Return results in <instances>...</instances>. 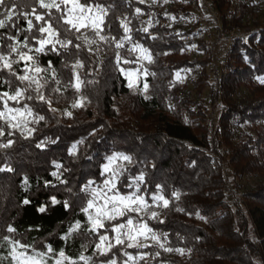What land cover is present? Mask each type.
<instances>
[{
	"label": "trees",
	"instance_id": "trees-1",
	"mask_svg": "<svg viewBox=\"0 0 264 264\" xmlns=\"http://www.w3.org/2000/svg\"><path fill=\"white\" fill-rule=\"evenodd\" d=\"M178 1L183 6L176 1L165 6L141 0H88V3L112 6L101 33L109 41H101L92 31L81 29L95 41L88 44L77 40L75 37L80 33L73 29V35L67 38L81 47H69L68 51L59 44L52 51V45L46 44L43 52H35L40 47L37 41L48 34L38 31L44 21H37L34 15L28 16L33 27L27 30L24 14L31 9L18 8L20 15L14 13L13 19L0 28V52L7 54L8 45L16 44L8 39L12 36L20 41L16 44L18 52L28 53V48L21 46L27 38L33 49L28 54L37 65L47 69L50 62L55 70V79L52 72L36 74L38 79L44 78L40 83L44 85L42 92L46 99L51 100L50 106L35 99V85L24 93V97L33 99L8 102L12 107L24 109L27 105L32 109V115L27 118L28 129H34L30 136L25 138L21 129L9 128L0 119L5 132L0 136V144L15 141L9 148H0V168L8 164L13 169L0 171V264H12L9 247L3 240L5 236L31 245L36 251H46V245H51L54 253L63 249L74 260L83 254L91 258V264H105L110 257L123 264L127 259L125 251L133 256L148 253L147 259L139 264H264V84L255 82L257 77L264 76V21L252 19L254 12L260 10L253 0H240L237 5L233 0H210L219 15L221 29L242 32L232 38L224 66L211 78L212 50L206 41L198 39L205 33L195 11L200 2ZM34 6L36 13L51 21L59 31L57 39H65L68 26L63 21L57 23L55 18L60 14L56 9ZM125 18L132 42L126 40L117 48L116 42L125 35L120 26V20ZM195 18L192 27H182L183 22ZM111 37L116 40L112 41ZM133 43L150 51L151 63H140ZM193 45L203 54L201 59L190 58L188 50ZM12 59H18L16 53ZM77 60L83 62V67L75 70L83 81L79 91L72 86L76 82L72 65ZM28 64L32 65V61ZM24 66L25 62L20 61L13 64V69L23 75ZM121 68L137 70L141 76L147 70L149 74L144 78L147 91L141 94L129 87ZM197 69V78L191 80L193 91L176 79L177 72ZM56 80L60 81L59 85ZM26 84L27 81L22 83L6 69L0 71V93L10 88L14 92ZM244 86L248 94L239 99ZM56 88L59 91H54ZM79 97L87 105L68 115V106ZM3 107L0 101V110ZM209 107H220L218 122H208ZM38 116L44 119L36 122ZM236 125H248L252 133L234 142ZM9 132L13 134L9 136ZM41 141L47 142L37 147ZM73 145H76L75 155L70 154ZM114 153L132 157L117 181L120 194L135 192L133 180L143 172L144 182H137L140 194L152 203L151 196L160 184L169 205L160 208L157 219L128 214L107 221L98 232L89 231L88 218L81 206L91 196L82 189L88 181H94L91 188L103 184L107 177L103 165ZM56 164L61 167L57 169ZM225 166L233 180L253 176L258 178V183L228 202L230 190ZM52 172H57L60 179L51 175ZM174 191L180 193L179 198L173 195ZM52 197L61 203L52 204ZM25 199L30 203L25 204ZM65 200L69 203L67 209L62 203ZM41 207L46 210L41 212ZM129 216L142 217L157 233H167L166 246L183 248L185 254L175 251L168 254L156 244H150L147 248L117 245L106 255H100L96 250L99 235L114 237L110 227L126 223ZM76 221L81 227L67 240L62 239ZM9 225L15 228L14 233L7 231ZM155 252L160 255L155 256ZM47 264H54L53 259L48 258Z\"/></svg>",
	"mask_w": 264,
	"mask_h": 264
},
{
	"label": "snow or ice",
	"instance_id": "snow-or-ice-1",
	"mask_svg": "<svg viewBox=\"0 0 264 264\" xmlns=\"http://www.w3.org/2000/svg\"><path fill=\"white\" fill-rule=\"evenodd\" d=\"M143 2V0H141ZM167 2V0H165ZM38 4L40 8L51 10L55 8L57 13L60 15L56 17L57 23L63 21L64 25L68 27L65 29L67 33L65 39H57L59 36V31L56 28H53L51 21H45V17L43 15L36 13V8L34 5ZM70 5V7H69ZM20 7H24L26 9H31L30 13H25V19H27L28 31H30L33 27L32 19H28L29 15H34L37 21H44L39 25L38 31L40 33H47V37L41 36V38L37 41L40 45L39 48L35 49L37 54L44 51V46L46 44H51L52 51H56V45L59 44L61 48H64L65 51H68L69 47H75L79 49L81 47L80 44H73L71 39H68L67 36L73 35L72 30H75V33H80L76 35L77 40H83L88 44L94 43V40H91L87 32H81V29H87L88 31H92L96 37H99L101 41L108 42L109 37L106 35H102L103 32L102 25L104 24V18L108 15L109 10L112 6L105 7L98 3H88V0L82 4L80 0H0V8L3 9L0 12V28H4L7 21H11L13 19V14L20 15L17 12V9ZM137 14H140V9H136ZM49 15H51L49 11ZM174 19V18H173ZM15 26V25H13ZM120 26L124 28L125 35L121 36L120 40L116 42V47L120 48L123 46L124 42L127 40L128 42H132V38L128 35L131 29L128 27L126 23V18L120 20ZM149 27H151V22H149ZM145 32L148 31V28L143 29ZM9 40H15L16 44H20V41L12 36H9ZM112 41H115V37H111ZM16 44H9V52L7 54L0 52V71H4L5 69L8 71L9 75L15 76L22 83L27 81V84L24 88L17 87L14 92L5 91L0 93V101L3 102V110H0V119L5 120V123L9 128L12 129H21V135L27 138L31 135L34 129H28V120L27 116L32 115V109L27 105L24 106V109L9 107L8 102L15 101L19 103L21 98L33 99L32 96L24 97V93L28 91L32 85H35L33 91L36 93L35 99L40 100L51 105V100L46 99L45 95L42 92L43 84L40 83V80L44 79L43 77L37 78V75H29V72L34 71L36 74L40 72H52L53 78L55 79V70L52 69L51 63L49 62V66L47 69H42L36 63L32 56L28 53L32 52L33 49L29 47L27 38L24 39L22 43V47L28 48V53L18 52ZM195 47V45H193ZM133 49L138 50L140 52L139 59L147 60L149 63L152 62L151 53L147 48H144L143 45L139 43H133ZM131 50V49H130ZM91 51V48H89ZM16 53L18 59H12V54ZM117 64L120 62L119 53H117ZM247 59V57H245ZM20 61L25 62V66L22 69L23 75H19L16 70L13 69V64L19 63ZM28 61H32V67L29 66ZM124 63H128L127 60ZM83 62L80 60L75 61L72 65L74 75H75V84L72 86L76 88L77 91L80 90V85L83 81L80 80L79 74L75 71L77 68H82ZM120 71L124 72V69L121 68ZM149 73L145 70L144 75H148ZM127 75V74H126ZM155 75V73H152ZM179 75V73H177ZM261 84H264V76L257 77ZM4 83L10 85V81L5 80ZM44 83H47L45 80ZM57 85L60 84L59 80H56ZM91 83V81L89 82ZM129 87H132V81L129 80ZM148 84H144V91H147ZM54 91H59V88L54 89ZM74 106H78L74 104ZM27 114V115H26ZM71 115V113H68ZM43 116L36 117V122L39 120H43ZM15 121V123H13ZM5 134L4 128L0 127V136ZM13 133L9 132L8 135L11 136ZM47 141H41L37 147H43ZM54 142V141H53ZM15 143V141L8 140L7 143L0 144V148H9L11 145ZM71 155L76 154V145L72 146L70 150ZM107 163L103 165V170L105 173H109L104 181L103 190L99 188H91L90 186L94 183V181H88L87 184L84 185L82 191L85 193H89L91 198L87 200L86 205L81 206V211L84 212L88 218V223L90 227L89 231H97L100 228L104 227L103 220H115L118 216H123L129 212L135 213H143V215L147 216L149 219H157L158 213L155 210L149 211V209H153V205L155 207H168L169 200L165 198L163 195L162 185H156V191L152 194L151 199L153 204H148L145 200V195L140 194V183L144 182L145 176L144 173L141 174L133 180V184L135 185L136 191L128 194L122 195L119 190L116 189V183L119 179V176L122 174L123 165H119L118 167L113 168V164L116 160H123L129 163L132 162V157L126 155L124 153H114L113 155L106 158ZM55 167L59 169L61 167L60 164H56ZM0 171L12 172L13 169L10 165L5 164L4 167L0 168ZM51 175L60 179L57 172H52ZM25 185H27V177H25ZM140 182V183H137ZM46 184L48 182H45ZM61 183H66V181H61ZM132 185H130L131 187ZM111 193V195H109ZM173 195L179 198L180 193L173 192ZM103 199L104 203L100 204L98 201ZM162 202V204H161ZM25 204L30 203L29 200H24ZM61 201L56 200L55 197H52V204H58ZM63 206L65 209L69 207V203L67 200L63 201ZM111 205V207H108ZM92 209H95L93 213ZM46 209L44 207L40 208V211L43 212ZM182 209L177 208V211H181ZM204 219V217H199ZM163 223V221H159ZM81 227L80 222L76 221L74 225L69 226L68 233L62 239L67 240L72 232L77 231ZM123 230V231H122ZM7 231L9 233H14L16 230L11 225L8 226ZM109 231L114 232L116 235L109 238L108 235H99V243L96 244V250L100 255H106L111 251L113 247L117 245H125L126 248H147L150 245L147 241L151 240L155 242V244L163 249L165 252H177L180 255L185 254V249L183 248H173L166 246L167 241V233H157L151 227L148 226L146 220H143L142 217L137 219L134 225V220L131 216L127 219L126 223H119L110 227ZM143 238V242H140L139 238ZM161 237L164 239L162 240ZM3 240L7 243L9 247V256L11 257L12 264H47V259L51 258L54 261V264H80V261H83V264H91V258L85 257L83 254L79 257V260H74L71 257H68L64 250L61 249L58 253H54L51 245H46V251H36L31 245L23 244L19 240L14 239L12 236H5ZM114 241V242H113ZM127 242V243H126ZM2 246V245H0ZM31 249V252L29 251ZM51 254V255H50ZM148 253H142L139 256H133L126 251L124 252V256L127 257L123 261V264H139V261L146 260L148 257ZM155 256H159V252L154 253ZM105 264H117L116 259H112L111 257L105 262Z\"/></svg>",
	"mask_w": 264,
	"mask_h": 264
},
{
	"label": "rangeland",
	"instance_id": "rangeland-1",
	"mask_svg": "<svg viewBox=\"0 0 264 264\" xmlns=\"http://www.w3.org/2000/svg\"><path fill=\"white\" fill-rule=\"evenodd\" d=\"M143 1L153 3L154 5H156V4L161 5V3H162L165 6L173 5V3L175 1L180 3L178 0H167V2H165V0H143ZM233 1H234V5H237L238 1H240V0H233ZM243 1H246V0H243ZM250 1H252V0H250ZM199 2H200L199 8L195 10L197 13L196 17L201 22L202 27L205 29V33L200 35L198 37V39L206 41L210 45V48L212 50L213 58H212V63L209 66V73H210L211 78H213L217 74V72L220 71L222 69V67L224 66L225 55H226L227 50L231 44L232 38L236 37L237 35L242 34V32L239 29H235L232 31H223L221 29V23L219 21V15H218L217 11L214 9V7L212 6L211 1L210 0H199ZM253 2L255 4V6H257V8H259L260 10H259V13H257V14L254 12V14L251 17H252V19H257V20L263 22L264 21V0H253ZM181 4L182 3H180V5ZM181 6H183V4ZM69 7H70V5H69ZM195 20H196V18L193 20H187L186 22H183L182 27L186 28V29L192 27L193 24L195 23ZM135 51L137 52L138 57H139L140 52L138 50H135ZM188 53H189L190 58H192V59L193 58L201 59L203 57V54L197 50L196 46L195 47H193V46L189 47ZM139 61L142 64L148 63L147 60H143V59H139ZM28 62L31 63V61H28ZM29 66L32 67L33 65L29 64ZM198 72H199V69L189 70L187 72H177V73H179V75H177V73H176V79L179 80L182 84L183 83L188 84L189 89L193 91V86L191 84V80L197 78ZM29 75L30 76L36 75V73L34 71H32V72H29ZM123 75L127 79L128 85H129V80H131L133 88L138 90L141 94L145 93L143 88H144V84L146 83L144 81V78L146 77V75L143 74V76H141L137 70H135V71L124 70ZM255 82L259 83V80L256 78ZM247 94H248V89H247V87L244 86L240 90V92L238 94V98L242 99L243 97L247 96ZM205 97H207V90L205 92ZM11 102H15V101H11ZM75 104L78 106H74V104H71L70 106H68V108H67L68 113H71L73 110L78 109L81 106L87 105V101L83 97H79L78 101ZM9 107H12V106H9ZM20 109H23V108H20ZM220 113H221L220 107H217V108L209 107L208 113H207L208 122H214V123L218 122L219 117H220ZM28 117L29 116H27V118ZM13 123H15V121H13ZM261 126H262V124H261ZM251 133H252V129L248 125H240V126L236 125L235 126L234 142H239L243 138V136H246V135L251 134ZM127 163H128L127 161H123V160L118 159L114 162L113 168L118 167L121 164L124 166ZM225 170H226V174H227L228 190H230L229 196H228V202L233 201V199H235V198H239L245 190L253 188L258 183V178L253 177V176H245L242 179L233 180L231 177L232 175L230 174L229 168L228 167L226 168V166H225ZM103 172H104V170H103ZM105 174L107 176L109 175V173H105ZM116 185H117V183H116ZM95 188H99V189L103 190L104 182L100 187H95ZM109 195H111V193H109ZM98 203L103 204L104 203L103 199H100L98 201ZM148 204H153V202L152 203L148 202ZM161 204H162V202H161ZM108 207H111V205H109ZM162 207L163 206L155 207V205H153V209H149V211L155 210L157 213H159V210ZM90 211H92L94 213L95 209H92ZM128 214L129 215L132 214L135 216H143V213L138 214L135 212H129L125 215H128ZM125 215H123V216H125ZM120 217H122V216H118L117 218H120ZM133 220H134V225H135V222L137 219L133 218ZM107 221H110V220L104 219L103 224H105ZM115 235L116 234L114 233V236ZM139 239H140V242H143L142 237ZM147 243L149 245L155 244V242H153L151 240L147 241Z\"/></svg>",
	"mask_w": 264,
	"mask_h": 264
}]
</instances>
